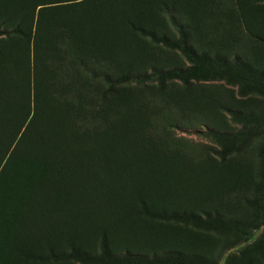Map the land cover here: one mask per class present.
<instances>
[{
  "label": "rangeland",
  "instance_id": "rangeland-1",
  "mask_svg": "<svg viewBox=\"0 0 264 264\" xmlns=\"http://www.w3.org/2000/svg\"><path fill=\"white\" fill-rule=\"evenodd\" d=\"M177 2L179 5L173 9L167 3L169 10L163 8L159 14L156 3L154 7L152 3L142 6L143 9L147 6L148 16L157 23L153 31L158 37L178 40L174 25L182 26L188 44L196 53L227 60L238 58L264 76V1ZM23 5L24 0H0V40H5L16 52L11 59L12 67L18 72L17 86L12 89L15 95L23 85H32L27 77L32 48L18 35L17 22L11 19L13 12ZM105 7L107 3L95 5L99 13L108 16ZM2 33L9 37H1ZM140 40L144 43L146 62L136 64L133 70L130 68L132 73L151 67H188L178 51L147 38ZM63 49L68 54L67 45ZM77 68H68V79L74 80V86L62 88L67 95L81 94L80 99L74 98L81 103V118L93 115L103 96L105 99L100 111L103 115L84 124L102 126L107 113L114 111L112 104L121 111L129 103H135L138 108L135 135L138 139L141 130H145L153 139L150 152L155 163L149 177L137 189L141 197L156 209L177 207L207 212L225 223L239 225V229L218 234L136 216L134 199L121 202L124 213L119 222L95 212L77 224L45 223L41 212L34 210L31 190L46 184L49 166L43 157L28 149L8 167H4L7 157L0 163V264H79L44 260L47 245L64 251L68 236L84 252L94 254L99 252L103 228L109 239L108 251L113 254L122 253L126 246L132 245L146 252L179 251L197 256L206 264H264V89L257 87V78H253V87L250 82L231 83V76L223 73L210 79L190 80L187 84L146 82L110 88ZM124 71L128 74L129 69ZM53 94L57 93L48 96ZM54 98L59 100L53 95L46 99L45 105L55 103ZM229 111L259 120L234 121ZM213 133L228 135L233 142L219 143ZM95 147L91 143L87 150L93 152ZM224 149L228 150L221 160L216 153ZM58 180L62 181L60 174L55 177V183ZM58 215L64 218L63 214ZM25 218L30 219L29 223L21 225Z\"/></svg>",
  "mask_w": 264,
  "mask_h": 264
},
{
  "label": "trees",
  "instance_id": "trees-1",
  "mask_svg": "<svg viewBox=\"0 0 264 264\" xmlns=\"http://www.w3.org/2000/svg\"><path fill=\"white\" fill-rule=\"evenodd\" d=\"M98 3H107L105 10L108 16L95 9ZM147 3H152V7L156 3L157 14L163 8L169 10L167 3L171 4V9L179 5L177 0H24V5L13 12L11 19L17 22L18 35L24 37L32 48L31 66L28 64L27 69L32 85H23L22 90L18 89V95L12 93L18 76L11 63L16 52L1 39L0 163L7 157L4 167H8L28 149L47 161L46 184L31 190L34 210L41 212L45 223L66 221L62 226L70 222L77 224L95 212L119 222L124 213L121 202L134 199L136 216L218 234L238 231L239 225L225 223L207 212L152 207L137 191L141 182L149 177L155 163L150 152L153 139L145 130H141L138 139L135 135L136 104L129 103L122 111L116 110L117 105L112 104L114 111L107 113L102 126L89 127L84 123L103 115L100 111L104 96L93 115L81 118V103L75 101L81 94L67 95L62 88L74 86V80L68 79V68L74 66L110 85V88L146 82L179 81L187 84L190 80L210 79L225 73L231 76V83L234 80L250 82L252 87L253 78H257V87L264 89V76L238 58L227 60L196 53L188 44L182 26L174 25L178 40L158 37L153 31L157 23L148 16L147 6L142 7ZM153 23L155 25H151ZM4 36L9 37L2 33L1 37ZM141 37L178 51L188 67H151L132 73L136 64L140 66L146 62ZM65 45L68 54L63 49ZM29 57L30 51L28 60ZM89 60L91 62L87 63ZM127 68L129 72L124 74ZM114 75L118 76L113 78ZM50 93H57L53 95L59 100L54 98L52 101L55 103L47 106L46 99L53 97L48 96ZM16 106L19 110L15 109ZM229 114L238 122L259 120L236 111H229ZM212 136L219 143L233 142L229 141L232 139L230 136L222 133H213ZM91 143L92 147L96 146L93 152L87 150ZM227 150L216 154L223 160ZM58 174L62 181L55 183ZM44 213L48 215L44 216ZM58 214H63L64 218ZM62 218L65 220L61 221ZM67 219L71 221L67 222ZM29 221L25 218L21 225ZM69 238L65 236L67 248L64 251L47 245L43 259L79 264H206L197 256L179 251L146 252L132 245L126 246L122 253L113 254L108 251L109 239L105 228L100 232L99 252L94 254L84 252Z\"/></svg>",
  "mask_w": 264,
  "mask_h": 264
}]
</instances>
